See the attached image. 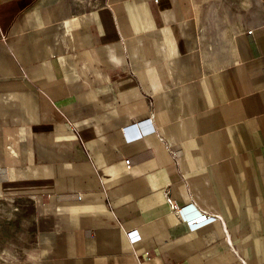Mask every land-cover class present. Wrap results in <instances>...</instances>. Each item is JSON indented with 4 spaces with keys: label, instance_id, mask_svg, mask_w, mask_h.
<instances>
[{
    "label": "crops",
    "instance_id": "crops-1",
    "mask_svg": "<svg viewBox=\"0 0 264 264\" xmlns=\"http://www.w3.org/2000/svg\"><path fill=\"white\" fill-rule=\"evenodd\" d=\"M0 171V264H264V0H0Z\"/></svg>",
    "mask_w": 264,
    "mask_h": 264
},
{
    "label": "built area",
    "instance_id": "built-area-1",
    "mask_svg": "<svg viewBox=\"0 0 264 264\" xmlns=\"http://www.w3.org/2000/svg\"><path fill=\"white\" fill-rule=\"evenodd\" d=\"M250 34L252 33L251 31L249 32ZM153 130V129H152ZM154 131V130H153ZM124 134H126V137L128 140H135L140 138L143 134L147 133L148 131H142L139 129L138 124H132L129 126H125L123 128ZM151 158L149 155V151H146L140 155L137 156H129L126 158V163L128 165H134L136 163L142 162V160H146ZM0 175L2 176V171H0ZM71 195H75L73 197L79 198L78 194H61L59 195V198L61 199H68ZM167 201L172 205L173 209H176L178 213L180 214V217L187 222L190 230L191 229H198L200 227L206 226L208 223L214 222L219 216L213 213H204V212H197L194 214H189L185 211V207H179L176 204L172 203V199L170 196H167ZM127 238L130 239L131 242H137L141 240L140 234L138 233L137 229H130L126 233ZM145 253H151V251L145 252ZM152 254V253H151ZM140 260H143V255L140 254L138 255Z\"/></svg>",
    "mask_w": 264,
    "mask_h": 264
},
{
    "label": "rangeland",
    "instance_id": "rangeland-1",
    "mask_svg": "<svg viewBox=\"0 0 264 264\" xmlns=\"http://www.w3.org/2000/svg\"><path fill=\"white\" fill-rule=\"evenodd\" d=\"M0 206H1V205H0ZM31 227H32V225H31ZM31 237H33V233H31ZM0 246L3 247V248H5V249H3V250L0 252V254H1V255H6L7 252H8L7 249H6V248L8 247V243H7L6 241H3V242L0 243Z\"/></svg>",
    "mask_w": 264,
    "mask_h": 264
}]
</instances>
